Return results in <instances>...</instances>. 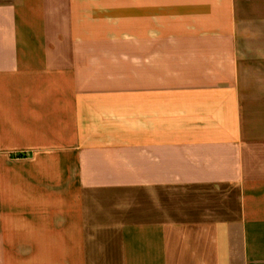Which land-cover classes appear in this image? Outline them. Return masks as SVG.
I'll use <instances>...</instances> for the list:
<instances>
[{"label":"crops","instance_id":"1","mask_svg":"<svg viewBox=\"0 0 264 264\" xmlns=\"http://www.w3.org/2000/svg\"><path fill=\"white\" fill-rule=\"evenodd\" d=\"M0 264H264V0H0Z\"/></svg>","mask_w":264,"mask_h":264}]
</instances>
